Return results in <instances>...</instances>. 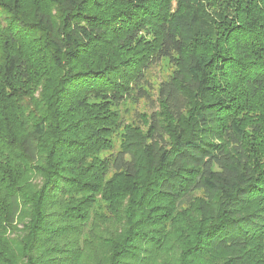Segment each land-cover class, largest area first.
<instances>
[{"label": "trees", "instance_id": "16d2710c", "mask_svg": "<svg viewBox=\"0 0 264 264\" xmlns=\"http://www.w3.org/2000/svg\"><path fill=\"white\" fill-rule=\"evenodd\" d=\"M1 40L0 264H264V0H0Z\"/></svg>", "mask_w": 264, "mask_h": 264}, {"label": "rangeland", "instance_id": "374dc122", "mask_svg": "<svg viewBox=\"0 0 264 264\" xmlns=\"http://www.w3.org/2000/svg\"><path fill=\"white\" fill-rule=\"evenodd\" d=\"M93 8V7H92ZM94 10V8H93ZM100 10H94L95 13H98ZM36 37L39 36V34L35 35ZM8 49H11L10 42H5L3 40L0 41V56L6 57L8 55ZM42 50H39L40 55L44 54ZM171 72L170 65L167 63V61H163L161 65H158V67H155L152 69V71L149 73V79L152 83V85L156 88L158 87V83L160 80L164 79L169 73ZM123 112L128 109V112L125 113L126 117H128L127 121H130V119H135V124L139 126H143L144 123L142 122L143 117L145 114H149L151 111V107H149L148 103L145 100H141L139 102L132 101L130 103H127L124 108Z\"/></svg>", "mask_w": 264, "mask_h": 264}]
</instances>
